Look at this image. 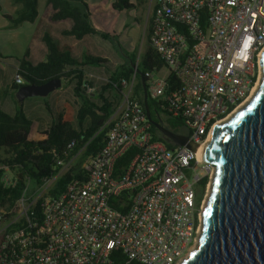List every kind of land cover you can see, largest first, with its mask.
I'll use <instances>...</instances> for the list:
<instances>
[{"label": "built area", "instance_id": "obj_1", "mask_svg": "<svg viewBox=\"0 0 264 264\" xmlns=\"http://www.w3.org/2000/svg\"><path fill=\"white\" fill-rule=\"evenodd\" d=\"M149 10V41L169 73L145 71L148 96L180 118L179 133L204 145L258 87L264 0H149ZM91 77L84 86L94 95ZM15 82L25 83L18 72ZM123 84L103 145L80 176L57 195L49 194L56 177L35 192L28 184L15 207L0 208V264H180L196 248L203 212L196 184L213 168L194 147L156 138L133 82Z\"/></svg>", "mask_w": 264, "mask_h": 264}, {"label": "trees", "instance_id": "obj_2", "mask_svg": "<svg viewBox=\"0 0 264 264\" xmlns=\"http://www.w3.org/2000/svg\"><path fill=\"white\" fill-rule=\"evenodd\" d=\"M20 4L15 15H7L12 24L23 21H34L38 16V0H14ZM145 3L149 0H140ZM134 6L133 0H114L113 9L122 11ZM46 7L51 12L55 22H70L66 31L77 39L91 34L107 37L105 32L98 30L90 15L89 5L84 0H46ZM148 41L151 27V14L148 18ZM47 45L46 59L36 64L21 60L18 68L25 84H43L53 78H62L72 86V92L80 101L73 100L74 117L68 119L66 110L62 108L54 112L49 108L52 120L45 128H38L33 119L21 109L16 114H10L0 107V208L12 209L23 196L28 184L36 191L46 180L56 177L49 194L61 193L67 182L73 177H79L82 167L77 169L71 161L78 155L85 160L94 155L103 145L105 135L112 122V117L121 102L123 81L133 82L134 97L144 104V91L139 71L160 70L165 67L164 61L151 45L150 41L142 55L125 53L123 61L117 66L108 64L106 57L86 53L82 57L73 55L70 51L60 49L49 33H45ZM96 68L106 75L101 78L91 77L90 82H96V94L86 92L84 84L89 79L88 70ZM172 82L174 76L169 75ZM20 85H18L19 87ZM149 106L152 116H160L163 124L181 132L183 125L178 117L172 116L160 107L158 100L149 96ZM152 130L156 138L168 140L154 125ZM133 149L121 156L115 164V176H119L130 162ZM59 160L63 164L59 163ZM8 167V170L5 168ZM9 173L13 183L6 181ZM209 181L204 175L199 181L200 202L203 191ZM128 194H123L124 198ZM127 200V198H126ZM115 208L125 211L126 207L112 200ZM39 209V202L35 210Z\"/></svg>", "mask_w": 264, "mask_h": 264}, {"label": "water", "instance_id": "obj_3", "mask_svg": "<svg viewBox=\"0 0 264 264\" xmlns=\"http://www.w3.org/2000/svg\"><path fill=\"white\" fill-rule=\"evenodd\" d=\"M262 78L254 96L229 120L216 124L205 144L204 161L214 169L211 194L202 212V232L194 251L180 264H264V53ZM148 119L176 145H196L155 119L144 74L139 71ZM62 78L21 84L16 97L47 96Z\"/></svg>", "mask_w": 264, "mask_h": 264}, {"label": "crops", "instance_id": "obj_4", "mask_svg": "<svg viewBox=\"0 0 264 264\" xmlns=\"http://www.w3.org/2000/svg\"><path fill=\"white\" fill-rule=\"evenodd\" d=\"M19 7L20 4L14 0H0V107L10 114H16L22 109L28 117L35 121L36 126L42 129L52 120L49 108L56 113L62 108L66 110L65 107L68 106V103L72 105L73 100L80 101V99L73 95L72 86L65 87V80H63L62 86L47 96L42 98L27 97L23 102H20L16 97V92L18 85L21 84L15 82V75L21 60H28L36 64L46 59L48 50L44 41L45 33L52 36L60 49L70 51L78 57H82L86 53L105 57L103 51L98 47V42L106 43V38L97 33L87 35L82 39L67 34L66 31L70 28L71 23L53 21L51 12L46 7V0H41V2L38 0V16L34 21H23L14 25L6 16L15 15ZM93 35L102 37V39L95 38L94 40L96 50L91 51L84 47L82 51H79L77 47L81 46V43L92 44ZM120 54L123 60L124 56L122 53ZM121 62H116L115 65L117 66ZM72 109L71 118H68L66 112L68 119L74 117L73 105Z\"/></svg>", "mask_w": 264, "mask_h": 264}, {"label": "rangeland", "instance_id": "obj_5", "mask_svg": "<svg viewBox=\"0 0 264 264\" xmlns=\"http://www.w3.org/2000/svg\"><path fill=\"white\" fill-rule=\"evenodd\" d=\"M90 9V15L93 23L96 25L98 30L105 32L107 34L106 43L98 42V47L103 51V54L108 58V64L116 66V62L123 61L121 54L125 53L136 55H142L149 44L148 41V18L151 14L149 10V1L141 3L140 0H133L134 6L124 9L122 11H117L113 9L112 3L114 0H84ZM41 2V0H40ZM41 5V4H40ZM43 8V6H41ZM102 36V35H101ZM92 44L81 43V46L77 47L79 51H82V48H87L88 50H96L94 40H98L102 37L98 35L92 36ZM157 75L164 76L168 74V69L162 67L160 70L156 71ZM88 74H92L95 78L104 77L106 74L102 70L96 68H90ZM63 83V81H62ZM70 84L65 80V87H69ZM42 98L43 96H36ZM71 98V97H70ZM121 103V102H120ZM66 112L68 113V118L72 117V105L68 103V106L65 107ZM185 128H182L181 132H185ZM85 158L82 155L76 156L72 161V165L76 166L77 169L81 168L85 163ZM204 175H208L209 181L203 191L202 198L200 200L201 207L205 208V201H208V192L211 188V183L214 176V169L209 172L205 170L202 171ZM55 179L52 180V184ZM198 192H200L199 183L196 184ZM33 187L29 189L31 192ZM201 234V233H200Z\"/></svg>", "mask_w": 264, "mask_h": 264}, {"label": "bare ground", "instance_id": "obj_6", "mask_svg": "<svg viewBox=\"0 0 264 264\" xmlns=\"http://www.w3.org/2000/svg\"><path fill=\"white\" fill-rule=\"evenodd\" d=\"M262 76H263V74H262ZM262 76H261V78H262ZM260 83H261V79H260V82H259V84H258V87H257V89H256V91L259 89V85H260ZM255 91V92H256ZM255 94V93H254ZM254 96V95H253ZM252 96V97H253ZM233 116V114L229 117V118H231ZM229 118L227 119V120H229ZM163 120V119H162ZM212 133V132H211ZM210 136H211V134H210ZM209 136V139H208V141L210 140V137ZM205 146H206V144H200V145H196V149H197V151H198V158L199 159H201V160H204V158H205V156H204V154H205ZM214 177V176H213ZM210 194H211V188L209 189V192H208V195H207V197L209 198V196H210ZM207 202L208 201H205V204L204 205H206L207 206ZM201 232H202V229H201ZM200 232V233H201ZM198 245V244H197ZM197 247V246H196ZM192 251H194V249L192 250Z\"/></svg>", "mask_w": 264, "mask_h": 264}]
</instances>
